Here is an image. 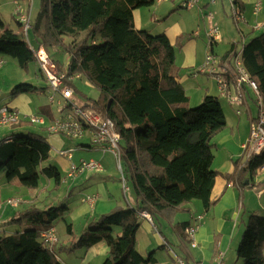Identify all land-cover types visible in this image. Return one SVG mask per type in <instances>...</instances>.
<instances>
[{"label":"trees","instance_id":"obj_1","mask_svg":"<svg viewBox=\"0 0 264 264\" xmlns=\"http://www.w3.org/2000/svg\"><path fill=\"white\" fill-rule=\"evenodd\" d=\"M155 2L41 0V12L31 21L34 39L43 47L44 38L70 41L68 67L60 69L81 74L100 90L99 100L78 105L93 108L115 123L122 137L123 171L139 203L89 220L79 235L69 221L70 208L64 200L18 211L5 223L15 230L0 235V264H63L55 249L58 242L48 245L41 236L58 220L65 223L68 235L75 236L66 248L69 252H87L106 242L109 252L102 264H149L153 255L145 259L137 249L142 213L147 212L156 224L160 216L172 215L176 208L195 200L206 211L212 206L217 176L212 168V141L226 128V115L219 98L212 95H205L198 107L191 108L175 73V48L166 34L135 28L134 10L152 7ZM234 3L241 7L239 0ZM82 33L85 39L76 43L75 36ZM237 44H231L223 61L231 62L238 54ZM4 55L13 57L23 70L36 61L28 41L9 28L0 32V56ZM241 58L264 99V34L243 45ZM33 89L23 83L13 94ZM51 151L41 134L7 136L0 140V175L7 182L18 180L27 189L39 188L40 176H44L58 189L63 184L61 173L46 166ZM263 165L264 150L226 177L235 179L241 188L248 187ZM190 225L182 224L188 240L186 228ZM237 256L242 264H264V217L255 212L249 216Z\"/></svg>","mask_w":264,"mask_h":264},{"label":"crops","instance_id":"obj_2","mask_svg":"<svg viewBox=\"0 0 264 264\" xmlns=\"http://www.w3.org/2000/svg\"><path fill=\"white\" fill-rule=\"evenodd\" d=\"M162 2L168 1L156 0L155 4L158 3L159 6H163V4H161ZM239 2L242 9L243 19L237 24L233 20V22L236 24L233 27H231L228 23V20L223 17V11L226 9V7L230 9V0H218L217 4L215 5H210L206 1H202L199 4L198 8L204 9L205 12H209L210 10L215 12V16L212 15V19L209 18L210 22L214 23L216 21L220 27L219 29L222 31V34L220 33L219 41L220 43L223 42L228 45L227 49L219 55L220 57H223L224 53L230 49L231 44L237 43L236 41H238L239 38L242 39L244 44H247L252 38L264 34V0H239ZM29 3V0H23L22 3H20V0H13L12 4H17L18 7L22 6L25 10L24 12L26 13ZM168 6L170 7V5ZM171 7L172 9H175V7ZM133 14L134 25L137 30L143 29L151 34L165 33L173 46H181L180 53L175 58V73L177 74L178 82L181 85H188L189 90L187 88L184 89L187 92V95H189L190 106L193 104L196 105L203 101L202 99H204L205 94L212 96L217 95L216 97L219 99L223 98L219 95L218 88L217 93L210 94V91H195L193 87L190 86V83L184 84L190 80L189 77L192 79L198 78V75L195 76L194 73L204 63L203 59L198 57L196 51V42H193V40L189 41L186 38V35H190L189 37L192 38L197 37L196 33L198 34V32L194 33L193 29L188 32V26L181 20L176 21L173 24L164 23L161 25L162 27H152V21H150V19L147 17V13L143 9L134 10ZM208 14H210V12ZM224 14L228 16L226 11ZM17 24L19 28L22 29L19 21H17ZM8 28L11 29L10 27H4L0 24V32H3ZM12 30L21 35L19 31L15 29ZM208 31H206V35ZM184 39H186V42H184ZM214 45L212 48L213 51L215 50ZM39 47L40 46H38V48ZM240 52H242V50ZM186 69L193 70H188L186 73L180 72L181 70ZM184 74L186 75L183 77ZM77 82H75L74 85L75 90L79 89L78 86L76 87ZM88 86L94 85L88 84ZM226 101L230 108L229 113L227 115L225 113L227 120L226 128L217 134L212 141L214 153L212 168L217 173L214 188L211 194L212 206L208 211H206L202 203L195 200L189 204L176 208L172 215L166 214L160 216L156 223L158 226L154 224L153 221H149L145 217L141 216V226L137 233V249L141 256H143L145 259H147L150 254L153 255L154 260H151V263L149 264H178V259L186 261L187 264H216L214 259L219 253L224 254L223 264H242L240 259H236L235 261L229 260V251L231 247L234 248L237 256V248L240 241L239 233L242 228V225L241 223L239 224V222L240 219L242 222H244L245 220L244 217H242V214L244 212L246 213L247 209H252L248 195L251 194L252 191H249L248 193L246 192L245 188L253 189L254 187L261 184L264 185V172L260 175L257 173L254 179V184L248 187L245 186L244 188L239 187L235 179H227L226 175L234 174L237 168H241L244 165L246 160L244 146L247 144L250 137V121L257 116L258 107L251 91H246L245 105L238 106L229 103L228 100ZM237 109L242 110L241 115L237 114ZM44 128L45 131L39 132L42 133L44 137H52L55 139L54 136H58L50 134L47 130V127ZM44 132L48 135L45 136ZM78 143V149H75L70 160L60 157L61 159H65L67 162V175H69L70 163L79 164L80 160H84V158H81L77 162H74L75 152L77 155H79V157L86 156L89 160L98 161L101 165V170L97 172L87 171L71 178L74 180V182H76V185H84V187L80 188V190H85L87 192V195L85 196H97L94 206H91L85 202L86 197L82 200V204H86L87 208L93 214L99 202L102 200V203L99 205V209H101L103 212L101 215L110 213L120 207L136 206L139 203V199L134 192L131 182L128 183V192L124 193L122 190L118 169L116 173L109 170L105 171L103 163L95 158L97 149L93 146H89L90 143L88 139L82 140ZM115 167L117 166L115 165ZM128 171L129 170H127L126 173L128 176H130L131 174ZM11 182L13 183V180ZM14 183L20 184V182ZM50 187H52V183L48 184L46 190H48ZM29 190L37 191L38 188ZM24 191L25 190L22 188V192ZM42 194L43 192H41V196ZM72 195H74L72 192H68L67 198H70ZM258 196L260 198L259 208L262 209L264 207L261 204L264 198V188L260 189ZM9 198L14 197L5 198L4 201ZM123 198H125V201H123ZM20 199L23 203L21 202L22 205L19 208H26V206L29 204V199ZM61 200H64L62 196L51 198L50 200L48 199L44 204L36 202L33 204V206L39 205L40 208L41 206L48 204L54 205ZM4 201L0 202V205H2L0 212L2 211ZM82 208L83 206L78 205H76L74 209L70 208L69 216L72 215L73 217L75 212L79 215L82 212ZM198 217L202 218L198 220ZM80 219L85 220L86 223L83 225L82 231L80 233H76L77 235L81 234L87 228V223L89 220H92V217H83ZM69 220H71L70 217ZM184 223H194L198 226V231L195 236L196 242L198 244L197 248H192L188 238H186L182 229V224ZM4 231L5 230L2 232L5 233ZM237 236L238 242L235 244V239ZM166 243H168L169 247L166 245ZM108 252L109 247L107 243L100 242L86 252L87 263L90 264V262L94 260H100L102 264L103 260L101 259H105ZM79 253L80 252H78V254ZM89 254L90 257H88ZM58 258L62 260L60 258V253L58 254Z\"/></svg>","mask_w":264,"mask_h":264},{"label":"rangeland","instance_id":"obj_3","mask_svg":"<svg viewBox=\"0 0 264 264\" xmlns=\"http://www.w3.org/2000/svg\"><path fill=\"white\" fill-rule=\"evenodd\" d=\"M181 1L183 2L184 0H168V2L161 3L163 4V6H159V4L156 3L152 7H144L142 9L147 13V17L150 19V21H152V27H162L161 25L164 23L173 24L174 22L181 20L188 26V32H190L191 29L194 30V33L198 32L197 37L192 38L189 37L190 35H186V38L189 41L193 40V42H196V51L198 57H201L204 62L207 51H210L211 49L210 42L208 41L206 35V31L213 28H217L219 33L222 34V31L219 29L220 27L216 23V21L214 23L210 22V19L206 15L210 12L211 15L215 16V12L213 10H210L209 12H205L204 9H200L198 7L197 9L179 8V6H181ZM22 2L23 0L20 1V3ZM12 3L13 0H0V24L4 27H10L11 29H15L19 31V33H22L23 27L22 29H20L17 24V21H19L20 17L23 15L24 8L22 6L18 8L17 4H12ZM168 5H170V7ZM171 6H173V8L175 7V9H172ZM165 7H167L168 9ZM41 8H42L41 0H31L28 8L26 9V12L30 13V18L32 22L33 20L36 19V17H38L39 13L41 12ZM225 11L228 14V16L224 14ZM223 17L228 20V23L231 27L236 25L233 22V19L231 17V10L229 8L226 7V9L223 11ZM158 34L159 33H155L153 35H158ZM28 39L32 48L36 50L39 44L34 39V34L32 29L29 30ZM46 39L48 38L43 39V41L46 42L44 44V48L46 49V47L48 46L46 50L50 55V59L54 61L56 67L59 70L67 69L71 55L69 49L70 41H68L67 39L65 40L57 39V41L55 42ZM84 39H85V34L82 33L75 36L74 40L77 43L83 41ZM184 42H186V39H184ZM236 42L238 43L237 50L240 52L243 48L244 42L242 41L241 38H239L238 41ZM227 46H228L227 44L223 42L220 43L219 41L217 42L216 45H214V49H215L214 52L220 55L222 52H224L227 49ZM174 48H175L176 56H178L181 50V46L176 45L174 46ZM0 59H3L4 61V65L0 69V107L7 106L12 109L18 110L22 114H26L30 116L32 115L44 116L47 120H49V118L51 117L56 116L59 111V108L56 105H51V103L49 102V97H48L49 87L36 61L30 62L28 68L23 70L19 67L17 61L11 56H7V55L0 56ZM188 70L189 69L181 70L180 72L186 73V71ZM185 75L186 74H184L183 77ZM189 79L190 80L184 84L190 83V86H192L195 91L197 92L210 91V94L217 93V81L214 77L210 76L208 73L199 74L197 79H192L191 77H189ZM23 83L33 85L34 89L31 90L30 92L13 94L14 88L17 85ZM77 86L79 89H77L75 97L73 98V101H75L77 104L83 105L88 100L97 101L100 99L101 96L100 90L95 85L88 86V84H86L85 82V78L78 80V82L76 83V87ZM182 87L188 89V85H182ZM219 100L221 102L224 112L227 115L230 109L228 106L229 104L224 98H221ZM201 103L202 101L196 105L193 104L191 108H196ZM44 127H47V123L41 127L38 125H32L25 122L21 123L20 125H15V126L9 125L6 127H1L0 137L1 136L2 137L0 138V140L13 134L22 135L28 132H33L43 135L42 133L39 132L45 131ZM44 134L45 136L48 135L45 132ZM54 137L55 139H53L52 137H45L48 143L50 144V146L52 147V151L50 153V160L47 162L46 166L47 165L54 166L61 173L63 177V184H61L60 188L58 189L55 188L53 181L48 180L44 176H40L38 190L30 191L29 189L21 186V184L14 183V182H19L18 180H13V183L7 182L4 174H2L0 175V194H1L0 202L4 201V199L8 197H14L19 199L24 198V199H29L28 201L29 204L28 206H26V208H31L37 206L39 207V205L33 206V204L36 202L40 204H44L48 199L50 200L51 198H57L62 196L64 201L66 202L65 204H68L69 208L71 209H74L76 205L83 206L82 212L79 215L75 212L73 217L72 215L69 216L72 220L69 221L74 225V231L76 233H80L83 229V225L86 223L85 220H82L80 218L92 217V219H98L99 216L103 213L102 210L99 209V205L102 203V200L99 202L93 214L87 208L86 204H82V200L86 197L85 195H87V192L85 190L84 191L80 190V188L84 187V185L83 184L76 185V182H74L73 179L68 178L67 162L65 159H61L56 152V150L58 151V149H64V150L76 149V148L78 149V144H79L78 140H76L75 142H71L68 138L61 135ZM96 149H97L96 152L97 154L95 158L103 163L105 167V171L109 170L116 173L117 167H115L116 163L115 160L113 159V155L109 152H103V150L100 148H96ZM82 150H86V149H82ZM74 157H75L74 162H77L81 158H84V160L86 159V161H89L88 157L86 156L79 157V155H77L76 152ZM93 172H97V171H93ZM49 183H52V187L46 190V187L48 186ZM22 188L25 190L24 192H22ZM261 188H264V185L261 184L259 186L254 187L253 189L245 188L246 192L248 193L249 191H252L251 194H248L250 206L252 209L251 210L247 209V212L246 213L244 212L242 214V217H244L245 220L244 222H242L240 219L239 224L241 223L242 228L239 233V237H240L239 244L242 240L243 232L248 223L249 216L252 214V212H255L257 215L264 217V207L262 209L259 208L260 198L258 196V192L260 191ZM41 192H43L42 196H41ZM68 192H72L74 195H72L70 198H67ZM123 201H125V198H123ZM22 203L20 204V206L22 205ZM261 204L264 206V198ZM19 207L18 209L8 208L4 206V202H3V208L2 211L0 212V235L1 234L4 235L6 233L15 230L16 227L14 226L9 227V225H5V223L9 224V220L18 211L23 210ZM54 225L57 230V236L59 239L58 244L55 246V249L57 250L58 254L60 253V258L64 262L63 264H88L86 251L80 252L78 254V252L76 251L69 252L68 250H66V248H68L75 239V236L72 237L71 235L67 234L65 223L63 221L58 220L55 221ZM4 229L6 230L5 233L2 232ZM237 242H238V236L235 239V244ZM88 257H90V254ZM236 259H238L236 256V251L234 248L231 247L229 251V260L235 261ZM101 260L104 261L105 259H101ZM90 264H101V261L94 260L90 262Z\"/></svg>","mask_w":264,"mask_h":264},{"label":"built area","instance_id":"obj_4","mask_svg":"<svg viewBox=\"0 0 264 264\" xmlns=\"http://www.w3.org/2000/svg\"><path fill=\"white\" fill-rule=\"evenodd\" d=\"M31 2V0H29ZM168 1V0H162ZM202 1L208 4L215 5L218 0H184L181 5L184 9H195L199 7ZM19 8V7H18ZM231 17L237 24L242 21V9L230 0ZM25 11V10H24ZM208 18L212 19L211 14H207ZM19 22L22 24L23 32L21 36L24 37L34 55L36 63L38 64L43 76L45 77L49 87V102L51 105H56L59 111L56 116L47 120L44 116L26 115L20 113L18 110L7 106L0 107V128L13 125L20 121L28 122L32 125L44 126L47 123V130L50 134L61 135L68 138L70 141L78 142L82 140H89L91 146L100 148L103 152H109L113 155L115 163L120 175L122 190L124 193L128 192L129 187L127 179L123 171V149L122 137L115 128V123L106 115H102L93 108H82L73 98L75 97V82L85 78L79 73L69 74L65 70H59L50 55L40 46L34 50L29 42L28 33L31 29V18L29 12H23ZM196 36L198 34L196 33ZM207 38L210 42V51L207 52L203 65L194 73L195 76L199 74L208 73L217 81V88L219 95L229 103L242 106L246 102V91H251L254 95L256 105L258 107L257 116L250 122V137L247 144L244 146L245 159L252 155L260 154L264 150V99L260 93L259 86L248 73L239 52L231 62L223 61L222 57L217 55L213 50V45L220 40V33L217 28L210 29L207 32ZM4 61L0 60V69L3 67ZM86 79V78H85ZM87 84L93 85L86 79ZM242 110L237 111L241 115ZM75 149L58 150L57 154L70 160ZM101 170L99 162L94 160H80L79 164L70 163L69 178L77 176L83 172H93ZM264 172V165L256 171ZM97 196L88 195L85 202L91 206L95 205ZM19 198H9L4 202V206L8 208H17L21 204ZM2 207V205H0ZM149 221L150 215L147 212L142 213ZM201 219V217H198ZM198 226L195 224L186 228V234L191 241L193 248L197 247L196 234ZM42 239L46 244L54 245L58 242L57 230L52 227L42 233ZM214 261L216 264H223L224 254L219 253ZM178 264H187L185 261L178 259Z\"/></svg>","mask_w":264,"mask_h":264},{"label":"bare ground","instance_id":"obj_5","mask_svg":"<svg viewBox=\"0 0 264 264\" xmlns=\"http://www.w3.org/2000/svg\"><path fill=\"white\" fill-rule=\"evenodd\" d=\"M239 111V109L236 110V112ZM242 114V113H241Z\"/></svg>","mask_w":264,"mask_h":264}]
</instances>
